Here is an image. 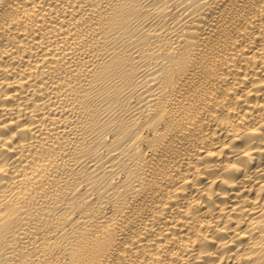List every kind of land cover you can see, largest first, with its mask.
I'll use <instances>...</instances> for the list:
<instances>
[{
	"label": "bare ground",
	"instance_id": "obj_1",
	"mask_svg": "<svg viewBox=\"0 0 264 264\" xmlns=\"http://www.w3.org/2000/svg\"><path fill=\"white\" fill-rule=\"evenodd\" d=\"M0 264H264V0H0Z\"/></svg>",
	"mask_w": 264,
	"mask_h": 264
}]
</instances>
